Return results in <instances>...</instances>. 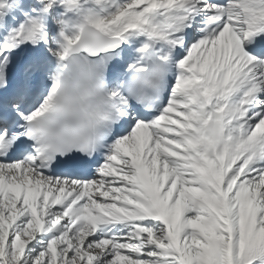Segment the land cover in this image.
I'll use <instances>...</instances> for the list:
<instances>
[{
	"label": "snow or ice",
	"instance_id": "snow-or-ice-1",
	"mask_svg": "<svg viewBox=\"0 0 264 264\" xmlns=\"http://www.w3.org/2000/svg\"><path fill=\"white\" fill-rule=\"evenodd\" d=\"M0 264H264V0H0Z\"/></svg>",
	"mask_w": 264,
	"mask_h": 264
}]
</instances>
